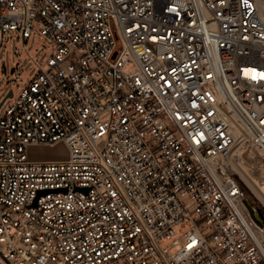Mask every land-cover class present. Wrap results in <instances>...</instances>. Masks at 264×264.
Instances as JSON below:
<instances>
[{
    "label": "built area",
    "instance_id": "obj_1",
    "mask_svg": "<svg viewBox=\"0 0 264 264\" xmlns=\"http://www.w3.org/2000/svg\"><path fill=\"white\" fill-rule=\"evenodd\" d=\"M8 30L49 49L0 114V264H264L227 164L264 160L254 0H0Z\"/></svg>",
    "mask_w": 264,
    "mask_h": 264
},
{
    "label": "rangeland",
    "instance_id": "obj_2",
    "mask_svg": "<svg viewBox=\"0 0 264 264\" xmlns=\"http://www.w3.org/2000/svg\"><path fill=\"white\" fill-rule=\"evenodd\" d=\"M255 1V0H254ZM264 6V0H263ZM49 49V41L44 35L32 32L24 44L17 37L16 30H8L0 40V99L11 88L16 91V81L14 74L18 73L21 84H24L36 69L37 64L44 60ZM10 67L13 70L10 72ZM11 96L5 97L0 104V114L8 105ZM65 152L61 145L32 147L30 153L38 158H60ZM228 169L238 180L244 196L252 203L253 207H258L264 216V201L260 198L258 191L252 189L242 178L241 173L249 175L255 184L264 182V160L260 150L253 144H235L228 160ZM186 225H188L186 223ZM180 232V230H178ZM174 237V236H173ZM171 238H160L161 246L168 245ZM178 245L169 246V251L177 249Z\"/></svg>",
    "mask_w": 264,
    "mask_h": 264
},
{
    "label": "bare ground",
    "instance_id": "obj_3",
    "mask_svg": "<svg viewBox=\"0 0 264 264\" xmlns=\"http://www.w3.org/2000/svg\"><path fill=\"white\" fill-rule=\"evenodd\" d=\"M257 7V12L258 15L261 19L264 20V6H263V0H255L254 1ZM242 178L244 179V181L252 188L254 189L256 192L258 191V193L260 194V198H262V200L264 201V182L263 184H255V182H253V179L251 177H249V175H246L245 173H241ZM248 200V199H247ZM244 203L246 208L248 209L249 215L252 217V219H254L256 222L260 223V217L257 214V211H255L253 208H251L249 206V204L246 201V198L244 199Z\"/></svg>",
    "mask_w": 264,
    "mask_h": 264
},
{
    "label": "water",
    "instance_id": "obj_4",
    "mask_svg": "<svg viewBox=\"0 0 264 264\" xmlns=\"http://www.w3.org/2000/svg\"><path fill=\"white\" fill-rule=\"evenodd\" d=\"M13 70V67H10L9 71L11 72ZM11 95V89H7L6 93L3 95V97L0 99V103L2 102V100L7 97V96H10ZM44 190H38L37 192H43ZM255 210L259 213V215L261 216V211L258 207H255ZM262 217V216H261Z\"/></svg>",
    "mask_w": 264,
    "mask_h": 264
},
{
    "label": "crops",
    "instance_id": "obj_5",
    "mask_svg": "<svg viewBox=\"0 0 264 264\" xmlns=\"http://www.w3.org/2000/svg\"><path fill=\"white\" fill-rule=\"evenodd\" d=\"M54 145H61V146H63L62 143H56V144H54ZM54 145H52V146H54ZM64 155H65V152L61 155L60 158L64 157Z\"/></svg>",
    "mask_w": 264,
    "mask_h": 264
},
{
    "label": "flooded vegetation",
    "instance_id": "obj_6",
    "mask_svg": "<svg viewBox=\"0 0 264 264\" xmlns=\"http://www.w3.org/2000/svg\"><path fill=\"white\" fill-rule=\"evenodd\" d=\"M246 201H247V203L249 204V206L255 210V208L253 207L252 203H251L249 200H247V199H246ZM255 211H256V210H255Z\"/></svg>",
    "mask_w": 264,
    "mask_h": 264
}]
</instances>
